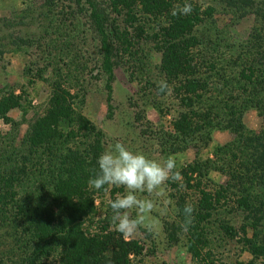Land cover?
<instances>
[{"label":"trees","instance_id":"16d2710c","mask_svg":"<svg viewBox=\"0 0 264 264\" xmlns=\"http://www.w3.org/2000/svg\"><path fill=\"white\" fill-rule=\"evenodd\" d=\"M184 2L27 0L22 14L47 19L46 32L37 39L17 35L12 17L0 27L1 58L36 46L48 58L43 67L28 63L27 85L8 86L0 80V121L11 125L7 134L0 131V264H138L156 248L144 228L150 244L127 241L112 228L109 213L96 219L97 200L110 186L95 190L88 181L98 171L106 134L83 114L80 94L72 92L88 63L80 45L100 48L109 103L114 71L125 55L139 60L144 45L160 56L159 77L171 88L161 96L176 105L175 132L159 135L163 154H185L191 148L200 153L218 128L237 134L206 159L199 155L180 168L182 180L170 182L179 194L173 197L176 219L166 221L164 229L193 264H225L209 249L213 227L242 244L250 257L240 264H264V126L257 133L243 123L250 110L264 119V0H187L191 14L172 15L173 7ZM10 12L17 13L14 8ZM219 12L241 18L252 14L254 26L247 38L226 46L213 25ZM36 82L50 89L38 107L30 92ZM16 110L21 112L18 120L10 116ZM212 172L226 177L225 184L214 182ZM122 190L112 186L113 200ZM185 191H192L196 200ZM186 203L195 211L191 225L182 228Z\"/></svg>","mask_w":264,"mask_h":264},{"label":"rangeland","instance_id":"374dc122","mask_svg":"<svg viewBox=\"0 0 264 264\" xmlns=\"http://www.w3.org/2000/svg\"><path fill=\"white\" fill-rule=\"evenodd\" d=\"M36 1L40 2V0ZM10 8H14L17 11L16 15L10 14ZM24 10H27V0H0V27L3 28V23L8 21L7 18L11 19L12 17V32L24 37L37 39L46 32L49 21L34 12L22 14ZM26 15L28 16L25 17ZM22 18L24 20H21ZM213 21L215 23L213 25L217 26L221 32L223 43L228 47H234L233 45H236L237 41L245 40L254 26V16L252 14L241 18L231 13L219 12L215 13ZM119 22H121L120 19ZM206 34L202 36L206 37ZM211 35H213V32ZM77 45L79 44L77 43ZM95 46L83 47L80 45L81 52L84 58H87L88 63L83 67L81 78L78 80L80 81L79 85L72 87V92L73 94H80L78 101H82L81 111L92 123L104 131L106 134V148L109 144H114L119 140L124 142L131 150L142 151L151 158L164 160L168 156L161 152L159 135H161L162 131L171 132L172 134L175 132L172 122L176 105H171L168 99L163 98L158 91L157 84L162 81L159 77L160 56L150 48L151 46L144 45L140 47L142 51L139 50V60H136L135 57H130L129 54L125 55L122 59L123 63L115 68V79L112 83V100L109 103V92L106 87L107 77L100 70V48ZM47 60L46 54L38 46L33 49L26 50L22 48L18 51H10L6 57H0V68L3 69H0V80L8 86L19 87L27 85L30 77H27L25 67L28 63L34 62V64H38V67H43ZM82 60V63H84L85 60ZM222 65L225 66L227 63L224 62ZM73 71L76 74V70L73 69ZM72 74L70 73L69 75L71 76ZM75 84L76 81L73 85ZM83 86L86 87V92H83ZM30 92L34 97V105L38 107L43 102H46L50 89L47 85L36 82L34 87H31ZM79 102L78 105L80 106ZM109 106H111L110 109ZM10 116L18 120L21 117V112L13 111ZM137 116L142 119L137 121ZM243 123L249 130L259 133L264 126V119L255 111L250 110L244 115ZM26 128L27 126L23 127V133ZM10 130L11 125L1 120V133L5 135ZM236 135V133L229 130L218 128L213 133V142L200 153H198V150L191 148L185 154L171 156L176 159L177 168L180 170L182 166L196 160L199 155L206 159L208 155H212V151L216 147L229 144L236 138ZM210 176L218 184H225L227 181V178L219 173L212 172ZM170 182L172 181L169 180L165 186L166 196L160 198L159 210L151 214L158 235L149 233L152 240L156 242V248L152 254L143 259L142 263L138 264L194 263L185 248L181 245H173L169 241L164 229L165 222L175 220L177 214L176 200L173 197L179 196V194ZM111 189L112 186H110L107 193L97 200L99 207V214L96 217L97 221L104 220L108 213L111 216L113 214L110 208V202L113 200L110 194ZM124 191L125 189L119 194H123ZM185 192L190 196L189 199L196 200L197 197L192 191ZM130 214L135 216V211L133 210ZM225 215H227L228 219H234L233 221L235 222V218L230 213ZM236 222L239 225L240 218L239 220L236 219ZM112 228L116 230L113 223ZM213 228L214 230H211L212 233L207 239L212 244V248L210 246L209 249H212V253L216 257L225 264H240L250 257L248 253H243L242 244L238 240L231 241L225 238L216 227ZM125 239L127 241L134 239L149 243L145 233L140 228L134 235L125 237Z\"/></svg>","mask_w":264,"mask_h":264},{"label":"clouds","instance_id":"9594fccd","mask_svg":"<svg viewBox=\"0 0 264 264\" xmlns=\"http://www.w3.org/2000/svg\"><path fill=\"white\" fill-rule=\"evenodd\" d=\"M192 11V4L185 0L182 5L174 6L171 14L189 15ZM157 87L162 95L171 91L163 80ZM97 163L98 171L88 181L90 188L101 190L108 185L125 189L110 202L111 221L116 230L125 237L134 235L139 228L158 235L151 214L159 210L160 198L166 196V183L182 180L176 159L172 156L164 160L154 159L142 151L129 149L124 142L117 140L100 154ZM133 210L135 216L130 214ZM183 211L185 220L181 227L187 228L192 223L195 208L186 203Z\"/></svg>","mask_w":264,"mask_h":264}]
</instances>
